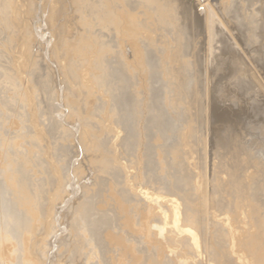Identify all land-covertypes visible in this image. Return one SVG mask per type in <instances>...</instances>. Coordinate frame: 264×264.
Listing matches in <instances>:
<instances>
[{"label": "rangeland", "instance_id": "obj_1", "mask_svg": "<svg viewBox=\"0 0 264 264\" xmlns=\"http://www.w3.org/2000/svg\"><path fill=\"white\" fill-rule=\"evenodd\" d=\"M41 1L0 0V185L24 218L0 207V264H264V0L237 21L216 3L247 87L207 71V8L180 35L144 0Z\"/></svg>", "mask_w": 264, "mask_h": 264}, {"label": "bare ground", "instance_id": "obj_2", "mask_svg": "<svg viewBox=\"0 0 264 264\" xmlns=\"http://www.w3.org/2000/svg\"><path fill=\"white\" fill-rule=\"evenodd\" d=\"M43 1V0H42ZM41 1V2H42ZM61 1V0H60ZM146 3H148V4H153V8L150 6H148L149 8H151V12L153 11L154 12V16H155V18L156 19H154V20H157V22H160V21H162V22H164V23H167L168 25L169 24H171V26L170 27H172V25L173 26H176L177 27V31L180 33V35L182 34L183 35V24H194V27H195V29H197L198 28V25H199V23H200V17L199 16H201V13H198L197 11H196V6H199V8H200V6H201V8L203 7L204 9L205 8H207L208 9V11H205V14H206V22H207V28H208V31L210 32L209 34L211 35V36H213V39L215 40L216 38H214V35H216V34H220V35H223V37L221 38V42H219L220 43V46H219V52H217V54H215V55H213V57H212V59H209V61H208V72L210 71L211 72V70H209L210 68H211V66L213 67V66H215V65H223V66H226L224 69H226V72H223L224 74L222 75L223 77H227L228 76V78H230V83H232V84H234V85H241V86H243V87H247L248 85L250 86V84H251V86L255 83L254 82V80H253V77H251V73L249 74V70H253L252 69V65L254 64H251L252 62H251V60L253 61V58L250 60L249 59V57H248V59L249 60H244L243 59V57L240 55L241 53H242V51H240V54L239 53H236L235 51V48H234V50L235 51H230V50H232L233 49V43H232V41H231V39H235V40H237L238 39V37H239V35L240 34H242V30H243V27H242V25L240 26H238V29H236L237 31H238V33L237 34H235L234 32V34H235V36L234 35H230L231 36V38H229V33H231V31H232V29H233V27H234V19H235V21H237V18L239 17V13H240V9H241V7H243L242 9H243V14H245V15H247L248 14V11H249V9H250V7H252L251 5H252V0H144ZM16 2V1H15ZM19 2V1H18ZM30 2V1H29ZM91 2V1H90ZM110 2V1H109ZM219 2V4L221 5V7L222 8H226V9H228L229 10V12L231 13V16L234 18L233 19V23L231 24V25H228L227 24V21H226V19L224 20L223 19V17L220 15V12L216 9V3H218ZM36 3V2H35ZM40 3V2H39ZM55 3V2H54ZM100 3V2H99ZM134 3V2H133ZM11 4V3H10ZM14 4V3H13ZM13 4H11V6L13 5ZM20 4V3H19ZM31 4V3H30ZM96 4V3H95ZM53 7V6H52ZM96 8V7H95ZM131 8V7H130ZM198 8V7H197ZM218 8V7H217ZM221 8V9H222ZM258 8V7H257ZM256 8V9H257ZM7 9V8H6ZM44 9V8H43ZM85 9V8H84ZM126 9V8H125ZM241 9V10H242ZM260 9V8H259ZM38 10H39V8H38ZM52 10V9H51ZM60 10V9H59ZM206 10V9H205ZM246 10H248V11H246ZM99 11V10H98ZM17 12V11H16ZM48 12V11H47ZM120 12H121V10H120ZM149 12H150V9H149ZM152 12V13H153ZM241 12V13H242ZM15 13V12H14ZM18 13V12H17ZM34 13V12H33ZM52 13V12H51ZM59 13V12H58ZM130 13V12H129ZM240 13V15H243V14H241ZM259 13V11L257 12V14ZM97 14V13H96ZM126 14H127V12H126ZM250 14V13H249ZM256 14V13H255ZM261 14V13H260ZM40 15V14H39ZM253 15V14H252ZM60 16V15H59ZM125 16V15H124ZM16 17V16H15ZM49 17V16H48ZM55 17V16H54ZM99 17V16H98ZM97 17V18H98ZM229 17V16H228ZM228 17H226V18H228ZM52 18V17H51ZM96 18V17H95ZM139 18V17H138ZM147 18V17H146ZM35 19V18H34ZM143 19V18H142ZM144 19H145V17H144ZM36 20H37V18H36ZM123 20V19H122ZM152 20V19H151ZM153 20V21H154ZM230 20V19H229ZM43 21V20H42ZM53 21V20H52ZM101 21V20H100ZM221 21H225V23H223V25H224V28H220V27H222V26H220V25H222L220 22ZM33 22V21H32ZM110 22V21H109ZM189 22H192V23H189ZM28 23V22H27ZM54 23V22H53ZM130 23V22H129ZM138 23V22H137ZM38 24V23H37ZM50 24V23H49ZM243 24V23H242ZM251 24V23H250ZM50 25H52V23L50 24ZM124 25V24H123ZM153 25V24H152ZM156 25V24H155ZM166 25V24H165ZM206 25V24H205ZM26 26V25H25ZM30 26V25H29ZM129 26V25H128ZM132 26H134V25H132ZM190 26V25H189ZM189 26H186V27H189ZM201 26V25H200ZM236 26V25H235ZM145 27V26H144ZM32 28V27H31ZM134 28V27H133ZM173 28V27H172ZM185 28V27H184ZM25 29V28H24ZM132 29V28H131ZM170 29V28H169ZM222 29V30H221ZM26 30V29H25ZM29 30V29H28ZM173 30V29H172ZM48 31V30H47ZM164 31H169L167 28L166 29H164ZM186 32H187V30H185ZM235 31V30H234ZM198 32V31H197ZM37 33V32H36ZM39 33V32H38ZM52 33H53V31H52ZM74 33V32H73ZM169 33V32H168ZM170 33H171V31H170ZM233 33H231V34H233ZM43 34V33H42ZM130 34V33H129ZM145 34V33H144ZM174 34V33H173ZM208 34V36H210ZM75 35V34H74ZM179 35V34H178ZM49 36V35H48ZM55 36V35H54ZM64 37V36H63ZM135 37H136V35H135ZM170 37V36H169ZM175 37H178V36H175ZM180 37V36H179ZM30 38V37H29ZM212 38V37H211ZM211 38H209V39H211ZM56 39V38H55ZM136 39V38H135ZM138 39V38H137ZM166 39V38H165ZM170 39V38H169ZM25 40V39H24ZM28 40V39H27ZM234 40V41H235ZM138 41V40H137ZM210 41H212V40H210ZM216 41V40H215ZM238 41V40H237ZM218 42V41H217ZM216 42V43H217ZM214 43V42H213ZM236 43V42H235ZM139 44V43H138ZM175 44V43H174ZM34 45V44H33ZM63 45V44H62ZM137 45V44H136ZM181 45V44H180ZM216 45V44H215ZM58 46V45H57ZM131 46V45H130ZM133 46V45H132ZM139 46H141L142 47V45H139ZM174 46V45H173ZM178 46H179V44H178ZM183 46V45H182ZM32 47V46H31ZM33 47H35V46H33ZM138 47V46H137ZM169 47V46H168ZM247 47V46H246ZM251 47V46H250ZM36 48V47H35ZM56 48V47H55ZM139 48V47H138ZM183 48V47H182ZM209 48H210V46H209ZM256 48V47H255ZM115 49V48H114ZM124 49V48H123ZM132 49V48H131ZM136 49V48H135ZM181 49V48H180ZM248 49V48H247ZM58 50H59V48H58ZM119 50V49H118ZM140 50V49H139ZM143 50V49H142ZM153 50V49H152ZM22 51V50H21ZM67 51V50H66ZM133 51H134V49H133ZM181 51H183V50H181ZM238 51V50H237ZM245 51V52H244ZM243 52H244V54H248L249 55V53H251L252 54V52L251 51H249V50H244ZM23 52V51H22ZM21 52V53H22ZM47 52V51H46ZM62 52V51H61ZM114 52V51H113ZM145 52V51H144ZM259 52V51H258ZM257 51H255V52H253V54L254 55H256V56H259ZM26 53V52H25ZM28 53V52H27ZM66 53V52H65ZM94 53V52H93ZM135 53V52H134ZM133 53V54H134ZM211 53V52H210ZM210 53H209V55H210ZM15 54V53H14ZM36 54V53H35ZM131 54V53H130ZM150 54V53H149ZM182 54V53H181ZM22 55V54H21ZM26 55V54H25ZM40 55V54H39ZM38 55V56H39ZM84 55V54H83ZM110 55V54H109ZM154 55V54H153ZM152 55V56H153ZM19 56V55H18ZM33 56V55H32ZM132 56H134V55H132ZM151 56V55H150ZM255 56V57H256ZM36 57V56H35ZM55 57V56H54ZM61 57V56H60ZM108 57V56H107ZM112 57V56H111ZM137 57V56H136ZM261 57V56H260ZM259 57V58H260ZM41 58V57H40ZM51 58V57H50ZM69 58H70V56H69ZM72 58V57H71ZM133 58V57H132ZM142 58V57H141ZM144 58V57H143ZM245 58V57H244ZM25 59V58H24ZM28 59V58H27ZM32 59V58H31ZM81 59V58H80ZM99 59V58H98ZM121 59V58H120ZM119 59V60H120ZM127 59H129V58H127ZM126 59V60H127ZM135 59V58H134ZM133 59V60H134ZM139 60H140V58H138ZM148 59L150 60V58L148 57ZM148 59H146V60H148ZM153 59V58H152ZM255 59H257V58H255ZM254 59V60H255ZM35 60V59H34ZM69 60H71V59H69ZM122 60V59H121ZM126 60H125V62H126ZM138 60V61H139ZM145 60V61H146ZM65 61V60H64ZM63 61V62H64ZM95 61V60H94ZM129 62L131 61V60H128ZM143 61V60H142ZM154 61H155V59H154ZM153 61V62H154ZM38 62V61H37ZM62 62V61H61ZM84 62V61H83ZM102 62V61H101ZM131 62H134V61H131ZM147 62V61H146ZM150 62V61H149ZM157 62V61H156ZM16 63V62H15ZM23 63H24V61H23ZM35 63V62H34ZM65 63V62H64ZM120 63H122V62H120ZM124 63V62H123ZM123 63H122V65H123ZM134 63H136V62H134ZM138 63H140V62H138ZM151 63H152V61H151ZM214 63V65H212ZM258 63V62H257ZM3 64H4V62H3ZM94 64V63H93ZM98 64V63H97ZM127 64H128V62H127ZM142 64V63H141ZM146 64V63H145ZM53 65H54V63H53ZM52 65V66H53ZM63 65V64H62ZM89 65V64H88ZM152 65V64H151ZM154 65V64H153ZM156 65V64H155ZM209 65H210V67H209ZM257 64H255V66H256ZM20 66V65H19ZM23 66V65H22ZM26 66V65H25ZM34 66V65H33ZM35 66H37V65H35ZM47 66V65H46ZM60 66V65H59ZM103 66V65H102ZM130 66H132L131 65V63H130ZM133 66H134V64H133ZM132 66V67H133ZM139 66V65H138ZM32 67V66H31ZM39 67V66H38ZM86 67H88V66H86ZM149 67V66H148ZM151 67H153V66H151ZM220 67V66H219ZM257 67H258V65H257ZM26 68V67H25ZM33 68V67H32ZM35 68V67H34ZM34 68L31 70V71H33L34 70ZM96 68V67H95ZM104 68V67H103ZM120 68H122V67H120ZM124 68V67H123ZM135 68H136V65H135ZM145 68H146V66H145ZM178 68V67H177ZM260 68V67H259ZM26 69H28V68H26ZM51 69V68H50ZM55 69V68H54ZM69 69V68H68ZM79 69V68H78ZM112 69V68H111ZM126 69V68H125ZM147 69V68H146ZM149 69V68H148ZM214 69H215V67H214ZM261 69V68H260ZM58 70V69H57ZM132 70H134V69H131V70H129V71H132ZM145 70V69H144ZM150 70V69H149ZM223 70V69H222ZM262 70V69H261ZM56 71V70H55ZM69 71V70H68ZM72 71V70H71ZM95 71V70H94ZM93 71V72H94ZM124 71V70H123ZM128 71V72H129ZM35 72H37V71H34V73ZM74 72V71H73ZM84 72V71H83ZM127 72V71H126ZM138 72H140L139 71V69H138ZM147 72H149V71H147ZM151 72V71H150ZM158 72V71H157ZM32 73V72H31ZM99 73V72H98ZM141 73V72H140ZM30 74V73H29ZM33 74V73H32ZM75 74V73H74ZM81 74V73H80ZM93 74V73H92ZM135 74V73H134ZM147 74V73H146ZM221 74V73H220ZM254 74V73H253ZM7 75V74H6ZM31 75V74H30ZM35 75H38V74H35ZM63 75V74H62ZM72 75V74H71ZM118 75V74H117ZM129 75V74H128ZM133 75V74H132ZM131 75V76H132ZM149 75V74H148ZM262 75V74H261ZM12 76V75H11ZM31 76H34V75H31ZM81 76H83V75H81ZM130 76V77H131ZM134 76V75H133ZM136 76V75H135ZM142 76V75H141ZM140 76V77H141ZM209 76H211V75H209ZM221 76V75H220ZM13 77V76H12ZM41 77V76H40ZM115 77V76H114ZM263 77V76H262ZM134 79H135V77H133ZM138 78H139V76H138ZM227 78V79H228ZM31 79V78H30ZM33 79H34V77H33ZM37 79V77H35V80ZM69 79H70V77H69ZM75 79V78H74ZM79 79V78H78ZM81 79V78H80ZM103 79V78H102ZM116 79V78H115ZM140 79H142V78H140ZM158 79V78H157ZM23 80H24V78H23ZM22 80V81H23ZM32 80V79H31ZM56 80V79H55ZM87 80V79H86ZM156 79H154V81H155ZM160 80V79H159ZM158 80V81H159ZM66 81V80H65ZM64 81V82H65ZM85 81V80H84ZM115 81V80H114ZM113 81V82H114ZM123 81V80H122ZM125 81V80H124ZM126 81H128V80H126ZM142 81H143V79H142ZM150 81H152V79L150 80ZM229 81V80H228ZM73 82V81H72ZM96 82V81H95ZM146 82V81H145ZM156 82H157V80H156ZM34 83V82H33ZM68 83H70V82H68ZM75 83V82H74ZM147 83H149L148 82V80H147ZM151 83V82H150ZM152 83H154V82H152ZM225 83H227V82H225ZM5 84V83H4ZM50 84V83H49ZM65 84V83H64ZM63 84V85H64ZM82 84V83H81ZM118 84V83H117ZM134 84V83H133ZM210 84H211V82H210ZM55 85H57V84H55ZM95 85H97V84H95ZM99 85V84H98ZM109 85V84H108ZM119 85V84H118ZM121 85V84H120ZM146 85V84H145ZM155 85V84H154ZM254 85H256V84H254ZM36 86V85H35ZM106 86V85H105ZM30 87H32V86H30ZM37 87V86H36ZM53 87V86H52ZM84 88V87H83ZM105 88V87H104ZM146 88V87H145ZM33 89V88H32ZM37 89V88H36ZM71 89V88H70ZM86 89V88H85ZM142 89V88H141ZM261 89V88H260ZM39 90V89H38ZM81 90V89H80ZM98 90V89H97ZM21 91V90H20ZM32 91V90H31ZM37 91V90H36ZM62 91V90H61ZM74 91V90H73ZM76 91V90H75ZM88 92V91H87ZM127 92V91H126ZM132 92V91H131ZM36 93V92H35ZM40 93V92H39ZM98 93V92H97ZM245 93V92H244ZM263 93V92H262ZM34 94V93H33ZM37 94V93H36ZM74 94V93H73ZM93 94V93H92ZM129 94V93H128ZM90 95V94H89ZM140 95V94H139ZM106 96V95H105ZM159 96V95H158ZM31 97V96H30ZM34 97H36V95H34ZM37 97H38V95H37ZM36 97V98H37ZM43 97V96H42ZM71 97V96H70ZM73 97V96H72ZM71 97V98H72ZM91 97H92V95H91ZM111 97V96H110ZM129 98V97H128ZM151 98H152V96H151ZM62 99V98H61ZM69 99V98H68ZM54 100V99H53ZM57 100V99H56ZM65 100V99H64ZM153 100V99H152ZM19 101V100H18ZM36 101V100H35ZM50 101H51V99H50ZM73 101V100H72ZM97 101V100H96ZM123 101V100H122ZM126 101V100H125ZM33 102V101H32ZM39 102V101H38ZM95 102V101H94ZM109 102V101H108ZM114 102V101H113ZM134 102V101H133ZM158 103V102H157ZM37 104V103H36ZM127 104V103H126ZM34 105V104H33ZM78 105V104H77ZM133 105V104H132ZM97 106V105H96ZM114 106V105H113ZM131 106V105H130ZM10 107V106H9ZM56 107V106H55ZM59 107V106H58ZM73 107V106H72ZM93 107V106H92ZM121 107V106H120ZM158 107V106H157ZM37 108V107H36ZM79 108V107H78ZM137 108V107H136ZM154 108H156V107H154ZM126 109V108H125ZM38 110V109H37ZM36 110V111H37ZM59 110V109H58ZM136 110V109H135ZM155 110V109H154ZM46 111H47V109H46ZM49 111V110H48ZM48 111L46 112L47 114H48ZM55 112V111H54ZM60 112V111H59ZM65 112V111H64ZM68 112V111H67ZM76 112V111H75ZM151 112V111H150ZM45 113V114H46ZM109 114V113H108ZM41 115V114H40ZM59 115V114H58ZM98 115V114H97ZM151 115V114H150ZM21 116V115H20ZM35 116V115H34ZM76 116V115H75ZM114 116V115H113ZM155 116H156V114H155ZM11 117V116H10ZM61 117V116H60ZM80 117V116H79ZM78 117V118H79ZM50 120H51V118L50 117H48ZM59 118V117H58ZM74 118H76V117H74ZM119 118V117H118ZM41 119V118H40ZM70 119V118H69ZM105 119V118H104ZM36 120H38L37 119V117H36ZM36 120H34V121H36ZM48 120V119H47ZM46 120V121H47ZM67 120V119H66ZM129 120V119H128ZM132 120V119H131ZM42 121V120H41ZM40 121V122H41ZM49 121V120H48ZM104 121V120H103ZM148 121V120H147ZM16 122V121H15ZM45 122V121H44ZM52 122H54V121H51V123ZM65 122V121H64ZM67 122V121H66ZM37 123V125H38V122H36ZM36 123H34L35 124V127H36ZM48 123H50V122H48ZM53 124V123H52ZM58 124V123H57ZM65 124V123H64ZM104 124V123H103ZM132 124V123H131ZM151 124V123H150ZM159 124V123H158ZM54 125V124H53ZM52 125V126H53ZM76 125V124H75ZM89 125H91V124H89ZM154 125V124H153ZM51 126V125H50ZM56 125H54L53 127H55ZM126 126V125H125ZM125 126H123V127H125ZM160 126V125H159ZM34 127V126H33ZM46 127V126H45ZM72 127V126H71ZM147 127V126H146ZM51 128V127H50ZM153 128V127H152ZM36 129V128H35ZM46 129V128H45ZM126 129H127V126H126ZM56 130V129H55ZM115 130V129H114ZM40 131H41V129H40ZM67 131V130H66ZM65 131V132H66ZM60 132V131H59ZM84 132V131H83ZM116 132V131H115ZM114 132V133H115ZM118 132H120V130L118 131ZM122 132V131H121ZM125 132V131H124ZM8 133V132H7ZM48 133H49V131H48ZM127 133V132H126ZM121 136V135H120ZM1 137V136H0ZM20 137V136H19ZM117 137V136H116ZM29 138V137H28ZM61 139L63 138V137H60ZM48 140V139H47ZM66 139L64 138V141H65ZM28 141V140H27ZM51 141V140H50ZM2 143V142H1ZM46 145V144H45ZM69 145V144H68ZM85 145V144H84ZM63 147V146H62ZM65 147V146H64ZM66 148V147H65ZM64 148V149H65ZM15 149V148H14ZM76 151V150H75ZM3 152V151H2ZM77 154V153H76ZM80 154V153H79ZM12 157V156H11ZM5 159V158H4ZM4 161V160H3ZM2 161V162H3ZM50 162V161H49ZM28 164V163H27ZM24 167V166H23ZM4 168H5V166H4ZM4 170V169H3ZM13 170V173L16 175L17 173L19 174L20 173V171H22L21 170V168H20V166H18V164L15 166V169L13 168L12 169ZM6 171V170H5ZM38 171V170H37ZM83 171V170H82ZM23 172V171H22ZM71 172V171H70ZM76 172V171H75ZM12 173V174H13ZM6 174V173H5ZM17 174V175H18ZM22 174V173H21ZM27 174V173H26ZM4 176V175H3ZM25 176V175H24ZM27 176V175H26ZM34 176V175H33ZM78 176V175H77ZM2 177V176H1ZM63 177V176H62ZM22 178V177H21ZM56 178V177H55ZM38 179V178H37ZM53 179H54V177H53ZM72 179V178H71ZM5 180V179H4ZM8 180V179H7ZM22 180V179H21ZM79 180V179H78ZM1 181V180H0ZM18 181H20V180H18ZM25 181V180H24ZM28 181V180H27ZM64 181V180H63ZM70 182V181H69ZM18 183V182H17ZM25 183V182H24ZM23 183V184H24ZM73 183H75V182H73ZM13 185H15V184H13ZM21 185V184H20ZM1 186V185H0ZM17 186V185H16ZM15 186V187H16ZM53 186V185H52ZM74 186H76V185H74ZM21 187V186H20ZM71 187V186H70ZM69 187V188H70ZM82 187V186H81ZM140 188V187H139ZM18 189V188H17ZM74 189H76V188H74ZM133 189V188H132ZM52 190V189H51ZM143 190V189H142ZM76 191V190H75ZM139 191V190H138ZM137 191V192H138ZM141 191V190H140ZM69 192V191H68ZM142 192V191H141ZM140 193V192H139ZM151 193V192H150ZM153 193V192H152ZM8 190L4 187V189H3V187L1 186L0 187V207L2 208V210H5V212L3 211L2 212V214H3V217H2V220L4 219V215H5V213H6V215H7V219H8V224H9V230L10 231H15V230H17L18 229V227L20 226V223H21V221L22 220H24V218H23V216L20 214V212H18V211H16L15 210V208H14V206H13V203H11V201L9 200V198H8ZM44 195V194H43ZM68 195V194H67ZM66 195V196H67ZM74 195V194H73ZM135 195V194H134ZM141 195L143 196L142 198H144V200L146 199L147 201H154V203H155V201L156 200H160L159 199V196L158 197H149L148 195H149V193L145 190V191H143L142 193H141ZM60 196V195H59ZM153 196V195H152ZM141 197V196H140ZM139 197V198H140ZM52 198V197H51ZM91 198V197H90ZM161 198V197H160ZM54 199H55V197H54ZM154 199V200H153ZM164 199V198H163ZM13 200V199H12ZM70 200V199H69ZM165 200V199H164ZM68 201V200H67ZM167 202L166 203H168L169 204V207H170V209H172V211H174V213L176 212V207H175V200L174 199H167L166 200ZM146 202V201H145ZM144 202V203H145ZM157 202V201H156ZM153 203V204H154ZM159 203H161L160 201H159ZM163 203V202H162ZM45 204H46V202H45ZM149 204H151L152 205V202L150 203L149 202ZM50 205H52V204H50ZM89 205V204H88ZM147 205V204H146ZM72 206V205H71ZM85 206V205H84ZM52 207V206H51ZM87 207H89V206H87ZM67 208V207H66ZM164 208H166V207H164ZM39 209V208H38ZM61 209V208H60ZM59 209V210H60ZM86 209V208H85ZM85 209H84V211H85ZM90 209V208H89ZM1 210V211H2ZM29 210V209H28ZM74 210V209H73ZM67 211V210H66ZM83 211V212H84ZM87 211H89V210H87L86 209V212ZM32 212V211H31ZM113 212V211H112ZM62 213V212H61ZM85 213V212H84ZM88 214L90 213V212H87ZM42 214V213H41ZM49 214V213H48ZM106 215H107V213H105ZM83 215H85V214H83ZM82 215V216H83ZM162 215H164L163 213H162ZM86 216V215H85ZM87 216H90V215H87ZM86 216V217H87ZM31 217H32V215H31ZM92 217V216H91ZM94 217V216H93ZM113 217V216H112ZM23 218V219H22ZM52 218V217H51ZM84 218V217H83ZM108 218V217H107ZM6 219V220H7ZM30 219V218H29ZM89 219H91L90 217H89ZM96 219H98V218H96ZM96 219L94 220L95 222H94V225H93V227L95 226V225H101V223H99V222H101L99 219V221L98 222H96ZM104 219V218H103ZM102 219V220H103ZM6 220H5V222H6ZM26 221V220H25ZM25 221H23V222H25ZM86 221H88V219L86 220ZM85 221V223L87 224V222ZM89 221H91V220H89ZM104 221V220H103ZM27 222V221H26ZM107 222V221H106ZM185 222V221H184ZM183 222V223H184ZM91 223V222H90ZM90 223H88V224H90ZM95 223H97V224H95ZM99 223V224H98ZM105 223V222H104ZM108 223H109V221H108ZM23 224H27V223H23ZM29 224V223H28ZM58 224V223H57ZM113 224V223H112ZM186 224V223H185ZM184 224V225H185ZM103 225V224H102ZM183 225V224H182ZM183 225V226H184ZM5 226H8V225H5ZM26 226V225H25ZM89 226V225H88ZM107 226V225H106ZM105 226V227H106ZM58 227V226H57ZM90 227H92L91 226V224H90ZM7 228V227H6ZM23 228H25L24 226H23ZM96 228V227H95ZM108 228V227H107ZM5 229V228H4ZM21 229V228H20ZM19 229V230H20ZM35 229H37V228H35ZM94 229V228H93ZM6 230V229H5ZM27 230V229H26ZM60 230V229H59ZM90 230H91V228H90ZM9 231V232H10ZM47 231H49V230H47ZM101 231V230H100ZM161 231V230H160ZM35 232V231H34ZM91 232V231H90ZM183 232L184 233H186V234H191V231L189 230V229H184L183 230ZM8 233V232H7ZM12 233V232H11ZM10 233V234H11ZM17 233H18V231H17ZM17 233H16V235H17ZM27 233V232H26ZM39 233V232H38ZM99 233V232H98ZM19 234V233H18ZM107 234V233H106ZM105 234V235H106ZM13 235V234H12ZM11 235V236H12ZM51 235V234H50ZM58 235V234H57ZM9 236V235H8ZM61 236V235H60ZM102 236V235H101ZM14 237H15V235H14ZM19 237V236H18ZM58 238V237H57ZM87 238V237H86ZM82 239V238H81ZM90 239V238H89ZM16 240H17V238H16ZM36 240V239H35ZM14 243V242H13ZM94 243V242H93ZM96 243V242H95ZM33 245V244H32ZM44 245V244H43ZM58 245V244H57ZM12 246V245H11ZM51 246V245H50ZM42 247V246H41ZM93 248V247H92ZM39 249V248H38ZM44 249V248H43ZM52 249V248H51ZM8 250V249H7ZM10 250V249H9ZM34 250V249H33ZM32 251V250H31ZM35 251V250H34ZM40 251V250H39ZM79 251V250H78ZM52 252V251H51ZM34 253H36V252H34ZM42 253V252H41ZM32 255V254H31ZM34 255V254H33ZM48 256V255H47ZM51 256V255H50ZM49 256V257H50ZM94 256V255H93ZM30 257V256H29ZM38 257V256H37ZM44 258V257H43ZM100 258V257H99ZM53 259V258H52ZM49 260V259H48ZM94 260V259H93ZM51 262V261H50Z\"/></svg>", "mask_w": 264, "mask_h": 264}]
</instances>
